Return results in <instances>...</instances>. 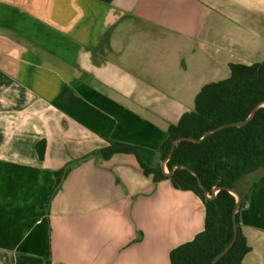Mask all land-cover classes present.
I'll return each instance as SVG.
<instances>
[{
  "label": "crops",
  "instance_id": "crops-1",
  "mask_svg": "<svg viewBox=\"0 0 264 264\" xmlns=\"http://www.w3.org/2000/svg\"><path fill=\"white\" fill-rule=\"evenodd\" d=\"M212 63H264V0H0V264H170L205 207L138 159L161 165ZM110 145L138 159L90 157ZM234 190L241 264H264V171Z\"/></svg>",
  "mask_w": 264,
  "mask_h": 264
},
{
  "label": "trees",
  "instance_id": "trees-1",
  "mask_svg": "<svg viewBox=\"0 0 264 264\" xmlns=\"http://www.w3.org/2000/svg\"><path fill=\"white\" fill-rule=\"evenodd\" d=\"M229 70L227 79L201 88L194 100L193 110L184 114L176 125L169 126L167 137L159 149V161L163 162L172 155L166 164L169 171L175 167L172 175L166 176L160 163L155 167L143 165L134 148L110 145L90 155L109 159L118 153L134 154L144 175L151 176L153 183L169 180L175 189L191 191L199 197L205 207L204 229L191 241L170 251V264H211L226 249L234 234L232 215L236 198L224 189L211 199L205 197L206 193L212 196L214 188L234 189V184L242 177L264 171V63L249 66L230 64ZM256 107L254 117L244 127H228L202 140L219 126L244 122ZM179 138L194 142H180L173 148V142ZM36 150L38 158L43 160L46 142L39 141ZM64 172L62 170L56 175ZM198 179L204 190L200 188ZM242 207L241 200L236 215V241L216 264H241L251 250L239 227ZM44 263L49 264V251L46 258L25 254L16 257V264Z\"/></svg>",
  "mask_w": 264,
  "mask_h": 264
},
{
  "label": "water",
  "instance_id": "water-1",
  "mask_svg": "<svg viewBox=\"0 0 264 264\" xmlns=\"http://www.w3.org/2000/svg\"><path fill=\"white\" fill-rule=\"evenodd\" d=\"M258 107V106H257ZM257 107L254 109V111H253V113L251 114V116L247 119V120H245L244 122H241V123H239V122H236V123H231V124H228V125H224V126H219V127H217L215 130H213V131H210V132H208L205 136H204V138H202V140L203 139H205V138H207V137H209L211 134H213L214 132H217V131H222V130H224L225 128H228V127H239V128H242V127H244L250 120H252V118L254 117V113H255V111H256V109H257ZM185 141H193L194 142V140H191V139H186V138H179V139H177V140H175L174 142H173V148H175L180 142H185ZM170 156H172V155H170ZM170 156H168L163 162H161V168H162V171H163V173L164 174H166V176H170V175H172V173H173V171H174V169H175V167L173 168V170L172 171H169V172H166V164H167V162H168V160H169V158H170ZM183 169H186V168H183ZM192 174H194V175H196L194 172H192L191 170H189ZM198 184H199V186H200V188L201 189H203L204 190V187L202 186V184H201V182L199 181V179H198ZM222 189H224V190H227L228 192H230L231 194H233L234 195V197L236 198V206H235V209H234V212H233V215H232V223H233V231H234V234H233V236H232V239H231V241H230V243H229V245L226 247V249L222 252V253H220L217 257H215L214 259H213V261H212V263L211 264H216L226 253H228L229 251H230V249L232 248V246L234 245V243H235V241H236V238H237V234H238V225H237V220H236V215H237V213H238V210H239V205H240V195L234 190V189H229V188H214L213 189V195L212 196H209L207 193H206V195H205V197L206 198H208V199H211L213 196H215L216 194H217V192H219L220 190H222Z\"/></svg>",
  "mask_w": 264,
  "mask_h": 264
},
{
  "label": "rangeland",
  "instance_id": "rangeland-1",
  "mask_svg": "<svg viewBox=\"0 0 264 264\" xmlns=\"http://www.w3.org/2000/svg\"><path fill=\"white\" fill-rule=\"evenodd\" d=\"M183 56H184V63L186 64L187 70L190 71V72H193V69H192L193 67L188 62L189 61L188 58H190L191 55H186V56L183 55ZM198 70H200V67H199V69L197 68L195 70L198 75H196V77H195V80L196 81L194 82V84H197L198 85V84H202L204 82L205 84L204 85L202 84L203 87L205 85L210 84V83H215V82H218V81H223L224 79L228 78V76H229V74H226V72L224 71V69H221L220 67L218 68L216 66V64H214V63H212L211 65H209V69H207L208 71L206 72V75L204 76V78H202V76L200 75V73H199ZM186 80H188V79H186ZM199 92H200V90H199ZM166 172H169V170H168L167 167H166Z\"/></svg>",
  "mask_w": 264,
  "mask_h": 264
}]
</instances>
